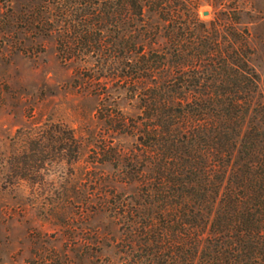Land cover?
I'll return each mask as SVG.
<instances>
[{"label": "trees", "instance_id": "trees-1", "mask_svg": "<svg viewBox=\"0 0 264 264\" xmlns=\"http://www.w3.org/2000/svg\"><path fill=\"white\" fill-rule=\"evenodd\" d=\"M203 6L61 0V62L121 91L137 112L103 119L134 140L108 162L139 183L109 212L123 264H264L261 81L242 53L248 32L235 42L224 29L231 14L205 21Z\"/></svg>", "mask_w": 264, "mask_h": 264}, {"label": "rangeland", "instance_id": "rangeland-1", "mask_svg": "<svg viewBox=\"0 0 264 264\" xmlns=\"http://www.w3.org/2000/svg\"><path fill=\"white\" fill-rule=\"evenodd\" d=\"M201 2L202 20L231 14L230 39L248 32L242 53L264 97V0ZM75 68L61 62V0H0V264H123L109 212L139 183L108 162L134 140L103 119L137 112L124 93L91 85Z\"/></svg>", "mask_w": 264, "mask_h": 264}, {"label": "water", "instance_id": "water-1", "mask_svg": "<svg viewBox=\"0 0 264 264\" xmlns=\"http://www.w3.org/2000/svg\"><path fill=\"white\" fill-rule=\"evenodd\" d=\"M208 15V12H202V16L206 17Z\"/></svg>", "mask_w": 264, "mask_h": 264}]
</instances>
